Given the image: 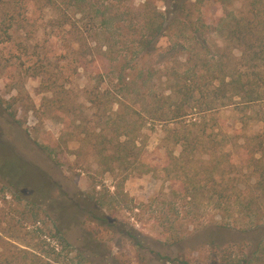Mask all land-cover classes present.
Returning a JSON list of instances; mask_svg holds the SVG:
<instances>
[{"label":"rangeland","instance_id":"1","mask_svg":"<svg viewBox=\"0 0 264 264\" xmlns=\"http://www.w3.org/2000/svg\"><path fill=\"white\" fill-rule=\"evenodd\" d=\"M223 3L212 6L214 22L243 17L247 0ZM140 4L133 0L127 8L134 13L132 7ZM156 6L165 8L161 2ZM110 7L114 12V5ZM29 12L36 30L16 28L13 43L7 42L0 23V264L11 257L15 264L29 263L32 256L39 264L53 262L51 250L61 247L56 230L69 245L61 264H225L250 254L264 231L236 229L248 219L229 212L235 196L258 194L255 176L242 165L247 155L241 148L240 115L232 108L213 115L222 130L217 142L230 155L217 159L222 165L232 163L225 176L233 181L221 193L219 210L213 208L208 147L181 156L180 146L165 139V123L142 117L155 105L154 94L168 96L164 76L182 72L184 51L197 44L195 34L164 35L150 56L139 59L130 50L133 36L127 20L113 22L109 29L116 54L149 74L140 89L118 103L112 89L114 68L98 67V58L97 65L76 67L80 55L86 62L97 56L98 51L85 55L86 48L95 47L96 30L78 49L69 28L58 26L57 15L40 13L36 5ZM219 27L208 35L206 57H222L224 63L228 55L238 59L240 51L224 41ZM21 42L27 55L19 50ZM33 46L52 64L42 72ZM106 73L111 74V81H104L108 85L101 84ZM106 89L108 103L89 102ZM207 119L208 127L214 124ZM124 150L130 157L121 164L119 151ZM23 249L32 256L24 260Z\"/></svg>","mask_w":264,"mask_h":264},{"label":"trees","instance_id":"2","mask_svg":"<svg viewBox=\"0 0 264 264\" xmlns=\"http://www.w3.org/2000/svg\"><path fill=\"white\" fill-rule=\"evenodd\" d=\"M131 1L133 2V0H0V11L4 10L0 23L3 26V33L8 37L7 42L13 43L12 36L16 28L36 30L34 24L37 22H31L32 16L29 12V8L36 5L40 13L47 10L52 12L53 16L57 15L55 19L57 18L58 26L69 28L67 32L73 37V43L78 49L84 48L87 35L95 29V47L92 50L85 47L88 50L85 55L97 56L87 58L86 62L85 57L80 55L76 60V67L84 63L87 66L92 63L97 65L94 59L98 58L100 60L98 67L114 68L115 83L112 89L116 92L114 96L118 103L125 101L133 92L132 89H140L146 81L145 78H149V74H145L141 69L137 70V63L130 65L116 54L118 51L112 44L114 42L111 40L109 29L113 22L127 20L130 35L133 36V47L130 50L139 59L150 56L155 51L157 42L164 35L168 34L172 37L187 32L195 34L193 39L197 44L184 51L186 64L182 72L172 70L164 76L165 82L170 84L167 88L168 96L154 94L152 99L155 105L147 108L142 117L148 121L165 123L167 128L165 139L168 141L172 139L173 145L180 146L181 156L185 154L188 157L193 151L208 147L209 158L213 157L208 161L213 169L212 174L210 173L212 194L216 197L213 208L219 210L222 205L221 193L228 191L224 187L227 182L233 181L230 178L226 179L225 176L232 168V163L228 160L222 165L217 159L218 156L230 155L224 150L226 146L217 142L222 130L213 115L229 108L239 114L237 121L243 132L241 148L247 155V159L243 158L242 165H246L255 176L253 190L258 194L247 198L241 195L235 196L231 199L229 212L245 215L248 219L246 225L237 226L236 229L247 232L255 229L264 231V216L259 215L264 214L260 206L264 203V0H247L243 17H230L229 20L224 19V21L221 18L217 22L212 20V6L214 4L223 6V0H195L193 3L188 0H141L140 5L132 7L131 11L134 13H130L127 4ZM156 2L163 3L165 6L163 11L157 8ZM111 4L114 5V12H112L113 7H110ZM78 16L80 18L77 19ZM52 22L48 21L49 24ZM224 22L225 25L222 26ZM83 27L85 30L82 31ZM218 27L224 41L240 51L238 59L228 55L224 63L221 62L222 57L214 56L211 60L206 57L208 35ZM18 45L19 50L24 51L25 54L27 46L22 42ZM30 49L34 51L33 54L40 64L39 72L52 65L50 62L47 63L45 58L41 59V54L36 52L35 46ZM92 51H98V54L95 55ZM76 52L78 56L79 52ZM110 75V73H106L105 77L101 75V84L108 85L111 81ZM105 79H108V82H104ZM95 95L93 100L89 98L91 104L101 100L107 101L106 103L110 101L111 95L107 89L101 92L100 97L99 94ZM136 95H139V92ZM142 98L145 99V96ZM7 106L10 107V104ZM137 114L141 116L139 112ZM209 117L214 123L210 127L206 123ZM257 125L258 129L255 131L254 127ZM249 126H252V130ZM41 149L49 155L54 153L45 146H41ZM124 151V153L119 151L118 161L121 164L130 157V154ZM191 189L199 192V189L193 185ZM232 189L234 193L235 188ZM234 222L238 221L234 220ZM215 227L229 229V226L225 225H215ZM56 234L55 238L61 246L60 250L56 251L53 248L49 254L54 256L53 262L44 264H61L62 252L69 248L58 230ZM21 253L24 260L27 259V255L32 256L24 249ZM11 259L12 257L5 260L3 264H15V261H10ZM28 264H39L37 257L32 256ZM225 264H264V239L260 240L253 251L241 261L231 260Z\"/></svg>","mask_w":264,"mask_h":264}]
</instances>
